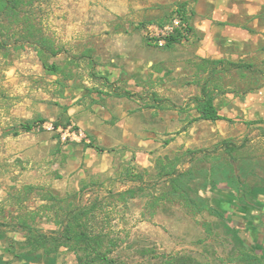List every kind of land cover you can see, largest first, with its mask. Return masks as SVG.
<instances>
[{
    "label": "rangeland",
    "instance_id": "1",
    "mask_svg": "<svg viewBox=\"0 0 264 264\" xmlns=\"http://www.w3.org/2000/svg\"><path fill=\"white\" fill-rule=\"evenodd\" d=\"M182 4L189 36L156 46L146 26L169 19ZM32 16L61 49L50 59L61 71H45L30 44L0 46V259L24 262L14 255L28 249L22 221L60 234L65 211L82 208L89 212L87 232L112 236V256L121 264H155L162 255L202 264L227 259L234 238L224 224L247 237L240 215L259 220L252 205L264 204V0H36ZM203 55L251 67L216 77L226 92L215 104L232 121L187 127V112L167 104L186 108L199 93L197 81L209 69ZM109 85L137 96L98 93ZM155 93L169 101L163 108L145 106ZM24 122L34 124L31 131L11 134ZM54 122L60 130L48 128ZM166 157L186 173L181 186L188 194L222 211V218L206 207L193 214L182 199L162 196L168 183L158 162ZM245 240L239 247L260 255ZM74 261L61 247L56 263Z\"/></svg>",
    "mask_w": 264,
    "mask_h": 264
},
{
    "label": "trees",
    "instance_id": "2",
    "mask_svg": "<svg viewBox=\"0 0 264 264\" xmlns=\"http://www.w3.org/2000/svg\"><path fill=\"white\" fill-rule=\"evenodd\" d=\"M36 0H0V46L7 47L14 46L19 48L24 44H30L37 52L38 58L45 71L50 74H57L61 71V66L56 61H50L52 57H55L61 49L56 47L52 40L46 36L42 29H40L32 16L33 6ZM184 4L178 7L175 12L181 15L187 20L186 9ZM14 29L13 33L10 30ZM189 30L191 28L189 27ZM11 37H14L11 40ZM180 33L171 35L167 38L166 44L163 47H170L173 43L181 40ZM3 41V42H2ZM203 62L208 63L209 69L207 76L202 79H198L197 85L200 88L199 94L189 98L188 103H192L194 114L188 118V123H192L198 120H228L231 118L221 114L216 107L215 98L226 92L222 84L216 79L221 72L237 70L240 72L249 71L251 67L250 63H246L243 60H227L224 58L207 59L202 58ZM215 76V77H214ZM105 82H109L107 78L102 77ZM102 90H98V93H102ZM117 96H132L131 91L124 88H111ZM152 100V106L163 108L164 100L154 94ZM66 109V108H65ZM40 126L45 121L40 118L37 120ZM259 120H251L248 122H258ZM69 124V122L67 123ZM34 126L33 123L24 122L20 123L18 127L12 129L11 134L18 135L21 132H29ZM54 129L62 126L59 122L53 123ZM63 128H66L63 126ZM76 128V127H75ZM165 141V143H167ZM86 146L95 147L98 151H102L100 147L92 144ZM190 152H193L190 151ZM164 162V159L158 162L159 172L167 179L168 187L164 190L163 197L169 200H183L186 206L191 209L193 214H197L202 208L206 207L209 212L223 217V212L214 209L211 206L203 203H198L192 198L185 187L181 186L182 178L185 176V172L179 166V162L168 159ZM134 174V175H133ZM131 177H135L136 180H140L142 177L138 173H130ZM235 177V173H234ZM236 178V177H235ZM131 189L125 190L120 195H126L131 192ZM134 194V191H133ZM243 198L245 194L240 193ZM253 209L257 212L264 209L263 202H255L252 205ZM88 210L86 208L65 211L63 223L64 229L59 233L48 234L41 232L38 228L30 225L28 222H21V226L24 231L26 251L15 252V256L24 260L20 264H57L56 256L61 247H66L71 250L75 255V261L72 263L64 264H121L115 257L112 256V252L116 248L115 239L109 234L105 233H89L86 228V218L88 216ZM227 235L232 233V239L230 241L231 251L228 253L227 259H220L218 263L209 262L207 264H264V254H255L249 251L242 250L239 247V241H246L244 237L236 231H231L228 224H224ZM249 229L252 226L247 227ZM254 229V227H253ZM241 239L239 240V238ZM230 240V239H229ZM143 254L152 256L154 253L152 249H141ZM0 264H8L7 261L0 259ZM155 264H202L195 258L186 255L167 256L162 255Z\"/></svg>",
    "mask_w": 264,
    "mask_h": 264
},
{
    "label": "crops",
    "instance_id": "3",
    "mask_svg": "<svg viewBox=\"0 0 264 264\" xmlns=\"http://www.w3.org/2000/svg\"><path fill=\"white\" fill-rule=\"evenodd\" d=\"M225 27H226V30L227 31H229V32H231L232 31V29L233 28H235V27H233V25H224ZM199 27H201V28H203V27H206V26H202V25H199ZM240 30H242L243 32H245L244 30H247L245 27H241L240 28ZM201 58H210V59H218V58H224V59H227V60H232V61H235V59H231V58H225V57H219V56H213V57H208V55H203V57H201ZM237 60H239V59H237ZM240 60H242V59H240ZM105 78H107V77H105ZM108 79V78H107ZM108 81L109 82H107L108 84L109 83H111L112 81H110L109 79H108ZM110 87H106V88H104V91L102 92V93H100L102 96L103 95H112V96H114V97H120V98H126V99H132V98H136V96H137V93L136 92H133V91H131V93H132V96H117V95H115L113 92H111V88H114L115 86H113V85H109ZM199 87V86H198ZM124 89H127V88H124ZM127 90H129V89H127ZM130 91V90H129ZM199 91H200V88H199ZM156 94V93H155ZM199 94V93H198ZM157 95V94H156ZM153 96L154 95H150L149 97H147V100H150L148 103H144V104H146L145 106H147V107H150V108H155V105H153L152 106V103H155L153 100H152V98H153ZM158 96V95H157ZM159 97V96H158ZM99 98V97H98ZM101 98V97H100ZM160 98H162V97H160ZM164 101H166V102H169L168 100H165L164 98H162ZM188 101H189V99L185 102V105L186 104H188V106L190 105V103H188ZM214 103H215V100H214ZM168 106H170L171 108H174V110H176V111H178V112H183V110H184V112H187V115H186V124H185V126L187 125V127H188V125L189 124H191V123H188V111H187V107L185 108V107H182V105H175L174 103H171L170 104V102L167 104ZM216 105V104H215ZM217 107V106H216ZM218 108V107H217ZM72 109H74V107H72ZM183 109V110H182ZM199 121V120H198ZM203 121H209V120H203ZM194 122H196V121H194ZM212 122H214V121H212ZM193 123V122H192ZM187 127H184L182 130H186V128ZM171 140L172 139H168V142L166 143V144H169L170 142H171ZM167 141V140H166ZM92 148H94V149H96L95 147H92ZM97 150V149H96ZM98 151V150H97ZM98 152H100V151H98ZM247 209V208H246ZM256 216L257 217H259V220H257V219H255V221L253 220H247L246 218H247V215L246 214H244L243 216H241L240 215V217H244L245 218V225L247 226V227H250V226H252V228L250 229V232L249 231H247V232H249L248 234L249 235H247V234H245V236L247 235V237H244L245 239H251V242H253V244H254V246L255 247H253L254 249H256V251H259V253L260 254H264V230H262L261 232H259L260 230H261V228L259 227V226H261L263 223H264V209H262L261 211H259V212H257V214H256ZM258 221H260V223L261 224H259V222ZM253 227H254V229H253ZM263 234V235H262ZM249 236V237H248Z\"/></svg>",
    "mask_w": 264,
    "mask_h": 264
},
{
    "label": "built area",
    "instance_id": "4",
    "mask_svg": "<svg viewBox=\"0 0 264 264\" xmlns=\"http://www.w3.org/2000/svg\"><path fill=\"white\" fill-rule=\"evenodd\" d=\"M189 27L188 21L174 11L173 15L169 19L163 20L157 24L147 25L145 33L156 46L163 47L166 44L167 38L171 35L180 33L182 37L181 39L188 37L190 32ZM48 128L54 129L53 124ZM57 129L60 130V126L57 127ZM65 138L66 135L63 134L62 139Z\"/></svg>",
    "mask_w": 264,
    "mask_h": 264
}]
</instances>
